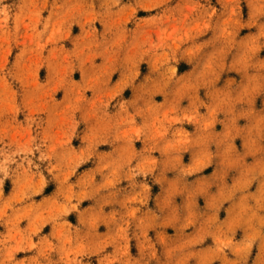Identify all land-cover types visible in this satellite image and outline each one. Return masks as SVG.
I'll return each mask as SVG.
<instances>
[{
	"label": "rangeland",
	"instance_id": "rangeland-1",
	"mask_svg": "<svg viewBox=\"0 0 264 264\" xmlns=\"http://www.w3.org/2000/svg\"><path fill=\"white\" fill-rule=\"evenodd\" d=\"M214 128L264 157V0H0V264H217Z\"/></svg>",
	"mask_w": 264,
	"mask_h": 264
},
{
	"label": "crops",
	"instance_id": "crops-1",
	"mask_svg": "<svg viewBox=\"0 0 264 264\" xmlns=\"http://www.w3.org/2000/svg\"><path fill=\"white\" fill-rule=\"evenodd\" d=\"M177 131L190 132L192 129L182 127ZM209 133L210 136L212 133L217 137L218 141L214 140L217 142L215 145H211L214 143L211 141L205 143L202 150L206 168L209 169L203 175L205 186L202 195L203 210L209 218L205 230L208 228L209 232L216 233L220 241L217 264H264V203L260 205L256 201L264 199V157L256 154L248 156L246 152L251 153V150L244 152L237 147L236 140L226 137L223 139L226 134L222 128H214ZM140 141L144 149L150 143L155 145V140L146 138ZM136 142L137 140L132 145L136 146ZM252 145L264 144L255 142ZM197 155L198 152L194 153V156ZM260 178L263 180L261 184ZM245 211H252L251 217L248 218ZM243 220L250 222H242ZM236 226H250L252 249L240 250L244 239L239 237ZM209 239V242L206 240L208 245L205 250L214 248V240Z\"/></svg>",
	"mask_w": 264,
	"mask_h": 264
}]
</instances>
